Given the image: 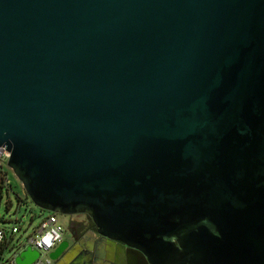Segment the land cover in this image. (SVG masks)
<instances>
[{"label": "water", "instance_id": "obj_1", "mask_svg": "<svg viewBox=\"0 0 264 264\" xmlns=\"http://www.w3.org/2000/svg\"><path fill=\"white\" fill-rule=\"evenodd\" d=\"M0 146L115 264H264V0H0Z\"/></svg>", "mask_w": 264, "mask_h": 264}, {"label": "built area", "instance_id": "obj_2", "mask_svg": "<svg viewBox=\"0 0 264 264\" xmlns=\"http://www.w3.org/2000/svg\"><path fill=\"white\" fill-rule=\"evenodd\" d=\"M8 156L9 152L6 151L4 147L0 146V199L3 193L7 195L11 190V186L7 179V170L10 168L6 164ZM20 201L21 200L18 198L17 205H19ZM9 203L10 201L7 198L5 208ZM45 211L46 213L40 216L39 222L35 226H32L28 232H25L23 239L16 242L14 246L8 247V243L15 233L19 232L20 227L14 223H11L7 228L0 227V247H2L0 251V264H15V256L26 247L37 252V256L31 264H51L48 253L59 241H61L63 226L57 218V213ZM8 221V219L5 220L0 216V223H8ZM22 232L24 233V230H22ZM17 239L18 238H16V241ZM5 249L10 250V255L3 260L2 252Z\"/></svg>", "mask_w": 264, "mask_h": 264}, {"label": "flooded vegetation", "instance_id": "obj_3", "mask_svg": "<svg viewBox=\"0 0 264 264\" xmlns=\"http://www.w3.org/2000/svg\"><path fill=\"white\" fill-rule=\"evenodd\" d=\"M63 220L61 240L67 242L68 248L75 244L80 247V252L76 253V257H74L79 258L80 264H84L86 257H89L87 259L89 264H115L113 261L114 248L105 237L97 233L94 222L86 212L65 215ZM114 241L121 244L120 241ZM89 242H91L90 249L87 248ZM109 256L113 259L111 260Z\"/></svg>", "mask_w": 264, "mask_h": 264}, {"label": "rangeland", "instance_id": "obj_4", "mask_svg": "<svg viewBox=\"0 0 264 264\" xmlns=\"http://www.w3.org/2000/svg\"><path fill=\"white\" fill-rule=\"evenodd\" d=\"M7 179L11 186V190L7 195L3 193L1 196L0 216L5 220L8 219L9 221L8 223H0V227L7 228L11 223H14L20 227L19 232L15 233L11 241L8 243V247H11L16 245V242H19L23 239L25 232H28L32 226H35L39 222L40 216H43L46 211L40 209L29 199L28 196H26L20 182L14 175L11 168H8L7 170ZM7 198L9 199L10 203L5 208ZM17 198L21 200L19 205H17ZM63 217H65V215L63 216L57 213V218L61 223L64 221ZM22 230H24V233ZM16 238H18L17 241ZM9 255L10 250L5 249L2 252L3 260L8 258Z\"/></svg>", "mask_w": 264, "mask_h": 264}, {"label": "trees", "instance_id": "obj_5", "mask_svg": "<svg viewBox=\"0 0 264 264\" xmlns=\"http://www.w3.org/2000/svg\"><path fill=\"white\" fill-rule=\"evenodd\" d=\"M17 201H18V198H17ZM2 247H0V251H1Z\"/></svg>", "mask_w": 264, "mask_h": 264}, {"label": "crops", "instance_id": "obj_6", "mask_svg": "<svg viewBox=\"0 0 264 264\" xmlns=\"http://www.w3.org/2000/svg\"><path fill=\"white\" fill-rule=\"evenodd\" d=\"M51 264H52V261H51Z\"/></svg>", "mask_w": 264, "mask_h": 264}]
</instances>
